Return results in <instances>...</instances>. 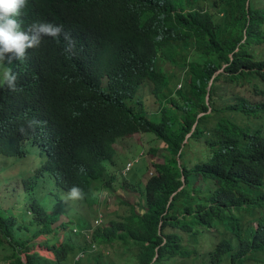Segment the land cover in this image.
I'll return each instance as SVG.
<instances>
[{"label":"clouds","instance_id":"clouds-1","mask_svg":"<svg viewBox=\"0 0 264 264\" xmlns=\"http://www.w3.org/2000/svg\"><path fill=\"white\" fill-rule=\"evenodd\" d=\"M218 1L219 4L209 12L221 17L226 12ZM193 2L203 7L202 12L206 11L202 0ZM234 2L244 11L247 26L255 18L256 11L264 9V0ZM33 10L41 12L37 0H0V89L3 91L0 106L11 101L21 102L29 90L35 95L39 107L36 113L38 129L25 121L35 133L29 140L27 155L21 153L11 133L0 127V185L16 179L11 188L18 192L16 203H20V206L0 205V211L16 216L24 210L31 214V204L35 200H29V195L34 193L26 192L22 186L24 178L29 175L25 169L34 173L42 168L45 160L55 159L60 134L79 114L69 123H64L59 114L58 95L68 94L72 100L82 98L86 91L85 84L73 78L70 69L81 72L102 68L99 58L118 54L123 42L122 38L108 41L97 25L91 29L75 26L65 33L62 25L48 20L28 24L26 12ZM247 26L241 43L247 38ZM169 41L181 47V40L170 37ZM43 49L47 53L38 56L37 52ZM238 50L239 46L230 53V60ZM254 50L261 56L253 65L230 70L226 68L227 64H223L210 73L204 99L196 106L191 126L184 133L185 122L178 108L168 113V121H173L172 127L177 131L174 136H160L155 128L130 126L127 117L105 119V136L101 139L93 133L94 143L105 148L102 166L111 172L118 159L117 167L122 168L121 172L112 173L118 177L114 190L133 189L137 200L131 203L120 194L118 204L124 209L118 207L110 211V206L117 203L114 202L104 211L100 210L90 222L92 230L109 225V216L118 212L109 245L102 254L99 241L90 238L87 247L75 255L74 263L82 261L83 264L90 254L99 253L116 259L123 257L121 264H136L139 262L137 251L151 247L152 240L159 239L147 264H242L247 251H252L249 264H264V244L254 247L264 233V41L257 42ZM188 52L195 51L191 47ZM64 54L71 58L66 59ZM182 59L184 55L178 54L175 61H162L169 64L170 71L172 65H180ZM180 71L182 75L173 72L171 97L174 98L175 91H183L187 80L186 68L181 67ZM113 80L109 74L97 78L98 96L115 86ZM178 81L179 89L176 88ZM145 88L146 84H143L135 97L140 95L145 100V115L156 124L161 117L162 99L152 95L156 110L148 109V100L140 93ZM128 106L135 107L136 102L129 99ZM101 124L102 120H99L95 127ZM113 134L119 136L110 139ZM177 137L180 142L174 146L172 143ZM103 140L106 141L103 143ZM147 145L151 148L146 149ZM131 150H134L133 154ZM148 154L157 156V160L149 163ZM140 167L143 168L141 175L128 173ZM149 182L153 183L152 196L146 189ZM212 185L219 188L216 202L210 199L214 192L209 190ZM53 189L40 188L37 194L38 202L45 210L59 215L53 226L62 221H69L71 225L77 223L80 213L75 209V203L66 206L63 201L67 195L80 198L82 189L75 186L71 190L60 186ZM158 200L166 201L163 209L156 206ZM57 202L64 206L66 221L62 220L60 212L50 209ZM214 210L221 215V220L216 223L210 222ZM41 236L44 235L35 238V246L45 248L53 255L46 257L55 259L54 250L40 243L46 239L44 236L40 240ZM57 236V243L64 240L59 241V232ZM63 236L66 238L65 233ZM189 241L196 245H189ZM172 247L179 252L187 248L190 253L170 254ZM168 255L171 256L166 258ZM2 258L10 264L9 258ZM22 259H25L24 254Z\"/></svg>","mask_w":264,"mask_h":264},{"label":"trees","instance_id":"trees-1","mask_svg":"<svg viewBox=\"0 0 264 264\" xmlns=\"http://www.w3.org/2000/svg\"><path fill=\"white\" fill-rule=\"evenodd\" d=\"M37 1L41 5V12L27 11L25 18L28 24L48 20L62 25L65 33L75 26L91 29L97 25L108 41L123 39L118 54L99 58L102 68L81 72L70 69L73 78H78L85 84L86 91L82 98L72 100L68 94L57 96L59 114L64 123H69L79 114L71 122V126H67L60 134L55 159L45 160L42 168L34 173L33 170L25 169L29 175L24 178L22 186L26 192L34 193L29 195V200L35 199L31 204L32 213L24 210L16 216L0 211V247L5 249L2 256L9 258L10 264H81L82 261L74 263L73 260L82 248L87 247L90 238L95 237L99 241V251L104 254L103 250L109 245L108 240L117 222L118 212L109 216V225L98 226L93 230L91 216L96 217L110 203L120 202L117 190H114L118 177L112 173L121 172L122 168L117 167L118 159L111 172L108 167L102 166L105 148L94 143L93 133L101 139L105 136V119L127 117L130 126L155 128L160 136H174L177 132L172 127L174 123L168 121V113L174 108L181 111L185 122L182 133L187 131L197 111L196 106L204 99L210 73L223 64H227L226 68L230 70L244 69L253 65L261 56L254 50V46L257 42L264 41V9L257 10L255 18L247 26L244 11L234 0H220L219 6L226 12L221 17L209 12L213 6L219 4L218 0H202L207 7L205 12L193 0ZM246 26L247 38L241 43ZM170 37L175 41L181 40V47L179 48L178 43L170 42ZM238 46L239 50L234 52L233 59L230 60V53ZM191 47L195 51L192 54L188 52ZM45 53L47 50L43 49L37 55L42 56ZM178 54L184 55V59L180 65L177 64L174 73L177 74L181 67L186 68L187 80L183 91H175L177 94L174 98L171 97L174 73L168 70L169 64L162 60L175 61ZM64 57L71 58L69 54H64ZM164 63H167L166 66ZM102 74L113 76L115 86L98 96L97 78ZM143 84H146L148 91V95H143V98L156 95L162 99L159 109L161 117L156 124L145 115V100L140 95L139 98L135 97ZM2 92L0 89V94ZM91 95L98 97H90ZM34 99L35 95L27 90L21 102L11 101L0 106V127L11 133L23 155H27L29 140L35 135L25 121L35 130L39 127L36 120L39 107ZM129 99L136 102L135 107L128 106ZM99 120H102V124L95 127ZM117 136L119 134H113L110 139ZM180 137L173 141L174 146L179 145ZM142 172L143 168L140 167L133 168L128 173L141 175ZM55 186L67 190H71L73 186L82 189L80 198H75V209L79 210L80 215L74 226L69 221L53 226L59 220V215L51 214L38 202L40 188L54 190ZM152 188L153 183L149 182L146 186L148 195L149 192L151 196L154 194ZM209 190L214 191L210 199L216 202L220 194L218 186L212 185ZM165 204L166 201L156 202L160 209ZM123 218H126L125 215ZM220 220L221 215L214 210L210 222L216 223ZM74 227L76 228L73 231ZM21 228L24 233L17 237L16 232ZM60 231L66 234V238L57 243ZM195 233L198 234L199 231ZM38 235L46 236L40 243L54 250L55 259L33 251ZM158 242L159 239L152 240L151 247L138 250L139 262L136 264H147L153 254V246ZM262 244L264 233L254 247ZM177 252L179 250L172 247L170 254ZM179 253L189 255L190 251L184 248ZM23 254L25 259H22ZM251 254L252 251L244 253L242 264H249ZM169 256L171 255L166 258ZM122 258L90 254L83 264H121Z\"/></svg>","mask_w":264,"mask_h":264},{"label":"rangeland","instance_id":"rangeland-1","mask_svg":"<svg viewBox=\"0 0 264 264\" xmlns=\"http://www.w3.org/2000/svg\"><path fill=\"white\" fill-rule=\"evenodd\" d=\"M177 69V64L175 63L174 65H172V67L170 68V71L171 72H174L176 71ZM180 73V75L183 74L182 71H179L178 74ZM180 81H178V83L176 84V88L179 89L180 88ZM171 84L172 81H171ZM183 88V86L181 87V89ZM140 93L142 95H148V91L147 89H142L140 91ZM147 105H148V109L150 110H156V106L153 104V96H148L147 97ZM151 148V145H147L146 149H150ZM131 154L134 153V150H131L130 152ZM154 160H157V156L155 155H151V154H148V161L149 163H152V161ZM16 182V179H13L11 180L9 183L8 182H4L0 185V205L2 207H10L11 205L13 204H17V206H20V203H16V199L18 197V192H14V190L11 188L13 186V184ZM124 195L131 203L135 202L137 200V194L136 192L133 190V189H127V190H122V189H119V191L117 192V195ZM63 203L66 205V206H71L72 204L75 203V198H72L71 196H66V200L63 201ZM123 205H120L118 203H114L110 206L109 210H115L117 209L118 207H122ZM125 207H122L121 209H124ZM50 209H52L53 211H57V212H60L62 214V220L66 221L67 218L65 216V211H64V206L62 203L60 202H57L55 203L54 205H52L50 207ZM105 209L103 208V211ZM50 211V210H49ZM103 213V212H102ZM104 214V213H103ZM92 221H94L95 219V216H91ZM56 225V223L54 224ZM24 233V229H20L19 231L16 232V236H20V235H23ZM45 237L44 236H41L39 239H44ZM65 239L64 236H63V233L62 232H59V241ZM189 245L191 246H195L196 243L193 242V241H189L188 242ZM204 250L207 249V247L203 248ZM34 250H38L40 251L42 254H44L45 256H49V257H53V255H51V253H49L48 251L45 250V248L43 247H40L38 245H36L34 247ZM5 253V249L2 250L1 247H0V264H8L7 262H5L2 258V254ZM93 255V254H91ZM187 264H194V263H187Z\"/></svg>","mask_w":264,"mask_h":264},{"label":"bare ground","instance_id":"bare-ground-1","mask_svg":"<svg viewBox=\"0 0 264 264\" xmlns=\"http://www.w3.org/2000/svg\"><path fill=\"white\" fill-rule=\"evenodd\" d=\"M229 2H231V1H229Z\"/></svg>","mask_w":264,"mask_h":264}]
</instances>
